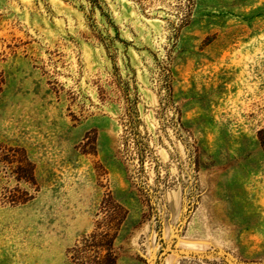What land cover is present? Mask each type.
I'll use <instances>...</instances> for the list:
<instances>
[{
  "label": "rangeland",
  "instance_id": "obj_1",
  "mask_svg": "<svg viewBox=\"0 0 264 264\" xmlns=\"http://www.w3.org/2000/svg\"><path fill=\"white\" fill-rule=\"evenodd\" d=\"M0 264H264V0H0Z\"/></svg>",
  "mask_w": 264,
  "mask_h": 264
}]
</instances>
